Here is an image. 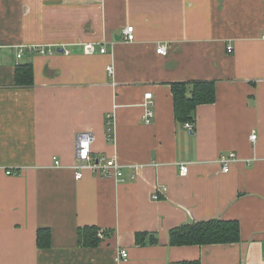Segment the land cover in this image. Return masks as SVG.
<instances>
[{"label": "crops", "instance_id": "1", "mask_svg": "<svg viewBox=\"0 0 264 264\" xmlns=\"http://www.w3.org/2000/svg\"><path fill=\"white\" fill-rule=\"evenodd\" d=\"M36 45L70 53L27 52ZM20 63L33 65L34 85H16ZM200 80L215 82L216 101L189 131L171 84ZM79 133L96 158L116 157L121 179H76ZM230 153L238 161L224 173ZM210 219L238 221L241 241L171 246V229ZM85 226L100 230L98 247L78 243ZM39 228L51 248L37 246ZM196 260L264 264V0H0V264Z\"/></svg>", "mask_w": 264, "mask_h": 264}, {"label": "trees", "instance_id": "2", "mask_svg": "<svg viewBox=\"0 0 264 264\" xmlns=\"http://www.w3.org/2000/svg\"><path fill=\"white\" fill-rule=\"evenodd\" d=\"M17 86L34 85V67L31 63H20L15 68ZM176 120L182 124L194 122L199 106L210 105L216 101V85L213 81H187L171 84ZM142 236L137 235V242ZM170 244L182 246L229 245L241 241L240 223L235 220L210 219L191 224H184L171 229ZM102 239L100 230L94 226L78 229V243L87 248H96ZM37 246L46 250L52 246V232L49 228H39L37 231ZM176 264H201L199 260L183 261Z\"/></svg>", "mask_w": 264, "mask_h": 264}, {"label": "built area", "instance_id": "3", "mask_svg": "<svg viewBox=\"0 0 264 264\" xmlns=\"http://www.w3.org/2000/svg\"><path fill=\"white\" fill-rule=\"evenodd\" d=\"M123 39L125 42L131 43L135 41V28L134 26H128L123 31ZM27 52L30 54H36L39 56L50 57L58 53H63L65 55H69V51L63 50H56L53 48H46L42 46H30L27 49ZM229 52H232V48L229 47ZM25 51L20 49L17 52V59L20 61L22 57L25 55ZM101 53H106V49L102 48ZM157 53L160 55H167L168 49L164 44H159L157 48ZM109 72L112 73V67H109ZM145 109V114L143 116V122L145 124H151L155 112H154V101H153V94L151 92L145 95V102L143 104ZM185 127L189 131H194L195 124L193 122L185 123ZM110 132V130H109ZM109 138H113V136L108 135ZM250 139L255 142L257 140V136L253 134ZM238 161V157L235 153L225 154L220 156L218 159V163L222 166V171L224 173H228L230 171V166ZM60 162L56 161V165H59ZM76 170V179L80 180L84 176L85 171H91L102 178L106 177H113L116 179H121L123 176V172L121 170V165L119 164L116 157H104L103 159H98L93 155V148H92V136L89 133H79L76 135V164L74 166ZM189 172L188 164H182L180 166V174L182 176H186ZM7 175H13V171L9 170L6 171ZM161 193H167V188L162 187L160 189ZM155 193L153 198L155 200L160 199V193ZM128 251L122 250L119 252V259L120 260H127L128 259Z\"/></svg>", "mask_w": 264, "mask_h": 264}, {"label": "water", "instance_id": "4", "mask_svg": "<svg viewBox=\"0 0 264 264\" xmlns=\"http://www.w3.org/2000/svg\"><path fill=\"white\" fill-rule=\"evenodd\" d=\"M117 40H119V39L117 38ZM60 52H62V51H60Z\"/></svg>", "mask_w": 264, "mask_h": 264}]
</instances>
